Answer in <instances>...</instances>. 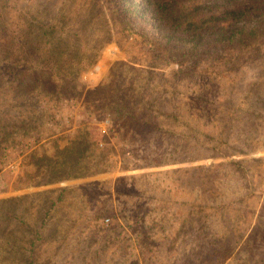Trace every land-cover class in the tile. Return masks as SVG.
I'll return each mask as SVG.
<instances>
[{
	"label": "rangeland",
	"instance_id": "1",
	"mask_svg": "<svg viewBox=\"0 0 264 264\" xmlns=\"http://www.w3.org/2000/svg\"><path fill=\"white\" fill-rule=\"evenodd\" d=\"M37 1L17 0L15 3L14 0H0V6L25 5L35 10L33 7H38ZM131 41L115 36L102 49L95 65L81 75L85 89H93L100 83H109L113 88L121 74L128 81L135 73L144 78L146 65L143 56L139 63L133 64L140 71L129 67V56L138 55L141 50ZM239 61L228 66L230 76L221 87L225 98L219 105H226L229 110L218 113L216 119L211 114L208 119L196 115L195 110L201 107L199 103H192L197 95L196 85L185 89L181 84L171 83L169 72L178 69V64L173 63L156 69L159 75L162 74V90L156 93L151 105L144 103L151 108L155 127L147 128L138 123L127 127L123 123L115 125L110 114L88 108L94 98H99V93H95L63 103L57 116L60 132H56L54 122L49 121L42 127L38 140L31 134H17L5 142L0 176L7 181L8 188L0 192V198L35 194L21 202L19 210L23 212L24 224L37 227L41 210L50 201H56L65 188L41 229L42 239L36 241L38 264H235L245 258H250L249 264H260L264 257V236L257 239L254 255L242 245L243 240L232 249L225 250L220 246L219 252L213 251L215 246L208 244L209 240L199 238L202 233L196 222L190 230L175 236L185 215L191 216L189 219L193 221L207 216L211 223L209 234L214 232L223 236L226 218H222V214L230 217L231 224L237 215L235 208L240 205L239 197L248 209L255 207L251 225L256 216L264 214V112L256 117L248 114L249 111L260 113L261 109L260 103L256 106L260 89L253 86L254 83L260 86V69L264 63L260 62V46L241 54ZM156 79L150 80L151 88ZM127 80L123 87L128 86ZM174 89L177 93H172ZM128 93L133 94V90ZM48 105L41 104L42 107ZM141 106L142 103L137 104L138 108ZM225 113L228 115L222 121ZM144 114L141 112L138 117ZM249 118L257 121L259 126L253 136L248 134L250 138L245 140L234 126H242L241 121L247 122ZM221 124L225 126L222 136H227V145L222 151L231 155L213 158L211 156L217 150L212 146L221 145L217 128ZM80 128L100 137L104 134L106 138L100 139V144L109 142L115 147L108 158V170L87 177L25 187L28 182L44 183L48 180L49 160L58 156V151L64 149ZM88 158L84 160L86 165H89ZM230 160L243 161L246 179L239 178L232 166L226 170L222 166L212 180L214 185L210 187L215 193L210 197L200 188L199 174L202 173L193 168ZM158 161L161 164H155ZM165 170H171L170 177L155 174ZM25 173L28 175L23 176ZM178 177L185 183H181ZM250 191L254 192L251 196ZM202 203L207 206L201 207ZM222 203H228V208H222ZM260 219L264 221V216ZM158 221L164 224V229L153 225ZM152 225L154 230H160L152 242L147 243V238L138 240L136 232ZM25 228L19 232L23 240L28 238ZM7 239L8 235L3 234L0 245L5 246ZM0 248L4 257L0 255V264H13L14 259L7 256L8 247Z\"/></svg>",
	"mask_w": 264,
	"mask_h": 264
},
{
	"label": "trees",
	"instance_id": "2",
	"mask_svg": "<svg viewBox=\"0 0 264 264\" xmlns=\"http://www.w3.org/2000/svg\"><path fill=\"white\" fill-rule=\"evenodd\" d=\"M37 3L38 7H33L35 10L25 5L0 6V161L5 142L17 134H31L38 140L42 127L49 121H53L55 131L60 132L57 116L63 103L82 95L88 97L99 93V98H94L88 108L110 114L115 125L123 123L127 127L138 123L147 128L155 127L151 108L144 103L151 105L156 93L162 90V74L159 75L156 69L173 63L178 64V69L169 72L171 83L181 84L185 89L196 85L197 95L192 103L201 106L195 110L196 115L208 119L211 114L216 119L218 113L229 110L226 105H219L225 98L221 87L230 76L228 66L239 63L241 54L259 46L260 62L264 61V0H38ZM115 36H122L127 41L132 39L131 43L141 47L138 55H128V64L134 71H140L133 64L139 63L143 56L142 61L146 65L144 78L135 73L128 81L121 74L113 88L109 83H100L93 89H85L80 80L82 73L95 65L102 49ZM126 53L129 52L126 50ZM260 75V86L257 87L256 83L253 86L260 89L256 106L260 103L261 109L260 113L249 111L250 117L264 112V79H261L264 63ZM154 77L157 79L151 88L150 80ZM126 80L128 86L123 87ZM156 86L158 90H155ZM131 90L133 94L128 93ZM172 93L177 91L174 89ZM42 102L49 105L42 107ZM138 103H142L139 108ZM141 112L146 114L138 117ZM227 115L225 113L221 120ZM241 124L234 128L244 135L245 140L253 136L259 126L250 118L247 122L242 120ZM217 128L221 145L219 148L212 146L217 153L211 157L230 156L231 153L222 151L227 145V136H222L225 126L221 124ZM105 138L104 134L100 137L84 128L76 130L64 149L58 151V156L48 159V180L44 183L28 182L25 187L87 177L108 170V158L115 147L109 142L101 145L100 139ZM86 157H90L89 165L84 161ZM242 163V160H230L228 163L198 165L193 169L202 173L199 174L200 188L214 197L211 187L218 169L224 166L226 170L230 165L239 178L246 179L247 171L244 167V172ZM155 164H161V161ZM170 171L155 174L170 177ZM177 179L185 183L183 179ZM207 181L210 184H206ZM7 188V181L0 176V192ZM253 193L250 191V196ZM34 195L0 198V238L3 234L8 235L6 245L2 243L0 247H8L7 256L14 259L13 264H38L36 241L42 239L41 229L56 201H50L41 210L40 223L33 227L32 224H24L23 212L20 213L19 208L26 197L33 198ZM238 200L240 205L235 208L237 215L231 224L230 217L222 214V218H226L224 237L214 232L209 234L211 223L207 216L193 221L188 215L181 219L175 236L190 230L196 222L202 233L199 238L209 240L208 244L215 246L213 251L219 252L220 246L225 250L232 249L243 240L242 245H246L254 255L257 239L264 236V221L260 219L264 214L256 216L251 225L255 207L248 209L242 198ZM200 205L207 206L204 203ZM228 206V203L221 204L224 209ZM153 225L164 229V224L159 221ZM153 225L137 231L138 240L147 238V243L152 242L153 236L160 231L154 230ZM169 226L171 228L172 225ZM24 228L28 238L23 240L19 232ZM249 260H237L235 264H249ZM259 262L264 264V257Z\"/></svg>",
	"mask_w": 264,
	"mask_h": 264
}]
</instances>
